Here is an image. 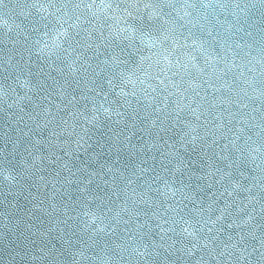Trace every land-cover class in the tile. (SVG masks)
Listing matches in <instances>:
<instances>
[{"label":"water","instance_id":"1","mask_svg":"<svg viewBox=\"0 0 264 264\" xmlns=\"http://www.w3.org/2000/svg\"><path fill=\"white\" fill-rule=\"evenodd\" d=\"M91 3L4 0L0 5V168L4 173L0 176V264H196L201 255L206 264H216L213 257L235 264L234 256L221 258L217 253L223 250L222 241H227L229 232L231 244L240 239V229L221 231L219 240L208 241L209 248L219 245L211 256L203 247L204 240L189 256L177 250L191 247L192 238L173 237L161 218L175 215L170 206L181 200L179 192L172 194L179 185L165 188V181L173 179L170 170L176 177L185 169L201 175V144L213 164L241 182V188L225 198L232 203L228 208L232 219H248L246 213L253 217L243 227V246L249 252L253 246L264 251L260 248L264 236L260 227L264 225V97L260 95L264 0H165L163 10L171 12L175 23L166 26L170 29L167 39L161 32H152L157 39L154 47L141 44L138 36L131 41L116 39L117 29L127 27L125 19L137 27L140 20L113 19L120 13L97 8L100 0L90 10ZM149 3L155 5L157 0H123L121 8L143 16L148 23L152 9L145 4ZM41 5L45 10H38ZM155 11L159 14L160 8ZM57 17H70L68 23L77 24L68 30L74 35L79 31L75 41L83 47L73 41L69 49L64 37L54 32ZM161 22L159 15L151 21ZM85 29L91 33L88 39ZM57 39L62 42L60 49L53 47ZM41 48L43 53L38 51ZM85 57L91 58L87 73L80 67ZM169 60L172 71L161 72ZM185 64L187 69L182 67ZM121 71L132 77L123 86V96L119 95ZM110 75L115 76L114 90L107 85ZM94 81L103 84V89ZM101 105L120 108L124 115L106 116L102 109L96 111ZM185 132L190 135L184 136ZM191 136H197L195 151L189 143ZM229 164L231 168L226 167ZM103 165H114L105 178L111 185L115 175L119 196L112 193L110 200H94L91 193L81 195L80 181L89 173L98 181L95 173ZM124 165H136L134 183L127 188L119 179L120 171L128 176L132 169L124 170ZM9 173L17 179H5ZM153 176L155 180L150 179ZM218 178L209 175L200 183L212 182L211 191H222L215 183ZM145 181L147 186L138 187ZM88 187L95 190V183ZM141 192L146 195L141 197ZM209 202L205 197V209ZM218 207H224L223 199L203 215L215 219ZM146 221L151 229L141 227ZM157 222L163 227L157 228ZM27 225H32L31 231ZM228 251L238 253L239 248L229 246ZM251 260L264 264L256 253Z\"/></svg>","mask_w":264,"mask_h":264},{"label":"snow or ice","instance_id":"2","mask_svg":"<svg viewBox=\"0 0 264 264\" xmlns=\"http://www.w3.org/2000/svg\"><path fill=\"white\" fill-rule=\"evenodd\" d=\"M123 0H109V2H105V0H100V4L97 5V8L101 10H112L113 13H120L119 17H116L115 15L112 17L113 19H125V17H130L132 20L139 19L140 25L134 26L132 24L128 23V20L125 19V24L127 27L123 29H117L116 33V39H128L132 40L134 37H137L140 39L141 44L146 45L147 47H154L157 43V39L152 36V32H161L163 33L164 39L168 38V35L170 34V29L166 26L174 24L175 20L171 18V12H164L162 5L165 3V0H157V4L153 5L151 3L145 4V8L152 9L147 14V21L148 23H145V18L143 16H138L133 14L132 12H129L127 8L122 9L121 3ZM4 0H0V5H3ZM96 4V0H92V3L89 5V9L91 10L92 5ZM174 7V6H172ZM156 8H160L159 14L155 11ZM38 10H45L43 9V6L41 5V8ZM59 11V9H57ZM67 14H65L66 16ZM93 16H96L97 13L95 11L92 12ZM159 15L160 20L162 21L159 24H152L151 21L154 16ZM182 18V17H181ZM41 19H47L46 17H41ZM70 17L65 19L64 17H57L56 24L58 25L57 28H54V32L59 37H64L63 42L68 43L69 49L72 48V42L75 41V36L79 35V31L75 33V35L71 32H69V28H76L77 24H70L68 23ZM64 24H68V28L64 27ZM47 27V25H45ZM33 31H38V29L33 28ZM85 32L89 33V36L85 39L90 38L91 33L90 30L85 29ZM78 45L83 47L84 45L81 43V41H75ZM37 44L40 43V41H36ZM162 43V41H161ZM47 43L45 42L44 47L47 48ZM53 47L55 49H60L62 47V42L60 40H56L54 42ZM88 47H91L89 44ZM39 52L43 53L44 49H38ZM67 51V50H65ZM125 49L121 48L120 52L123 53ZM167 51V50H165ZM51 54V53H49ZM161 55H163V52H161ZM91 58L85 57L84 60L80 61V67L81 69L87 73L89 68H91V64L88 62ZM113 59H116V56H113ZM165 60H168V56H164ZM73 64L76 63L74 60L72 62ZM71 67V65H70ZM185 69H187L188 65H182ZM192 67L195 68L196 65L192 64ZM165 69L172 71L171 67V61L169 60V64L165 65V68H161V72H164ZM80 69H73V71H79ZM178 73L173 71V75H177ZM120 77V93L119 95L123 96L126 95L123 91V86L126 82H132V77L127 76L123 71L119 72ZM114 75H110L107 78V85L110 90H114L117 85L114 83ZM167 80H170V77H165ZM184 77L181 76V80H183ZM95 84H97L98 87L103 89V84H100L98 81H94ZM143 83V81H141ZM162 84L165 83L164 80L161 81ZM178 88L177 85H174ZM196 87H199V85H196ZM167 89V84H165V89ZM156 89H153L155 91ZM187 91V90H185ZM193 92H195V88L192 89ZM198 95V93H197ZM261 97H264V87L261 88L260 92ZM105 99H107V96L105 95ZM166 99V97H165ZM262 104H264V100L261 101ZM125 104H127L129 107L130 102L125 101ZM179 107V105H177ZM103 110L106 116H110L111 114H115L117 117H121L124 115L123 112H121L120 108H105L103 105L100 106L99 109H96V111ZM135 112V109L133 110ZM159 111V109H157ZM36 115H39L38 113ZM171 115V114H169ZM176 119L179 120V112L177 111L175 113ZM95 115L93 116V119H95ZM21 119H23L21 117ZM133 120H135V116L133 117ZM119 122V121H117ZM153 124H155V121H153ZM135 127V124L132 125ZM175 127V125H172ZM37 128L40 127L39 124L36 125ZM240 131H243L241 129ZM264 131V129H262ZM55 134V133H54ZM190 135L189 133L185 132L184 136ZM239 138V137H237ZM197 136H191V139L189 143L192 144V150L195 151L197 148ZM180 143H183V139L180 140ZM216 141H212V145H215ZM212 145H209L208 147L211 148ZM200 152L202 153L201 160L203 163L200 165V172L201 175H196L191 171V169H185V171H182L179 177L174 176V171L170 170V173H173V179L171 181H165V188L168 189L169 185H179L178 188L172 189V194L175 195L176 192H179L181 194V200L176 201L174 206H170L171 213H175V215L169 214L166 218L161 217L164 219V222L169 225L167 231L171 232L173 234V237H191L192 238V245L191 247H184L182 249H178L177 251H182L186 253L187 255L191 256L194 255L193 249H196L199 247V241L204 240L205 243L203 245L204 249L208 250V254L211 256L212 253L217 252V245L216 247L209 248L208 241H216L219 240V233L221 231H227L229 229L237 228L240 229L239 236L240 239L236 241L235 244H231L230 242L233 240V234L229 232L227 236V241L223 243V250L219 251L217 253L218 257H235V264H241V261H244V264H252L251 256L253 253H256L259 257L264 258V251H260L255 246H253L252 252H249L247 247H244V241L246 238V234L243 231L244 225L248 224V221L253 219L251 216V213H246L248 219H244L243 217H239L237 219H232V212L228 211V208L232 207V203L229 202L225 197L231 196L233 192H236L238 189L241 188V182L240 180H237L233 177V174L231 172H227L225 168H221L218 164H213L212 159L209 157V152L205 149L204 145L201 144L200 146ZM228 145H224L223 148L226 149ZM29 151V155H31V151ZM223 151V149H222ZM221 159H228V157L222 156ZM118 163V161H117ZM183 163V161H181ZM194 163V162H191ZM66 166V165H65ZM114 165H103L100 169V171L96 172L95 175L98 178V181L94 182L92 179V173H89L88 177L85 178V180L80 181V185L83 186V192H81V195L84 193H91L92 199L94 200H103L104 198L111 199V194L115 193L117 196H119L118 191V185L115 184L116 177L113 176V182L110 185L109 181L105 178L107 173L112 172V168ZM163 166V165H162ZM124 170H127L129 167H131L132 171L131 174L128 176L124 175V171H120L119 179L125 181V188H127L128 185L134 183L133 176L136 175V165H124ZM209 168V171H205V168ZM227 168H231L232 164H229L226 166ZM25 173L27 172V169L24 170ZM239 171V175L242 177L244 175L243 171ZM3 170L0 168V176H3ZM74 175V173H73ZM158 175V173H157ZM213 175L217 176L218 179L215 180L216 184H220L222 191L220 189H217L216 191H211L213 187V183L209 182L208 184H201L200 181L205 180L207 176ZM185 176L187 179H185ZM5 179H8L9 181L16 180L17 178L13 176L11 173ZM139 179V178H138ZM150 179L155 180V176L151 177ZM227 181V182H225ZM95 183V190L88 187L89 185H92ZM33 184H35V181L33 180ZM148 185V181H145L144 185H138V187L143 188ZM111 188V192L109 189ZM185 189H190L191 192H186ZM244 191L250 192L251 190L247 187L243 188ZM77 191L80 192V186H78ZM135 192V189H133ZM160 189L157 188V192H159ZM97 192H103L104 196H100L97 194ZM202 192L203 195L198 196L197 193ZM37 194H39V188H37ZM167 195V192L164 193ZM141 197L146 195V193L141 192ZM205 197L211 201L207 204V209H205L204 206V200ZM87 199V197H85ZM33 200L36 199V197L32 198ZM220 199H223L224 207H218L215 209V211L219 212V215L215 217V219L212 218L211 215H203L204 212H211L213 210V203H218ZM264 199V197H262ZM187 201V203H185ZM42 203V201H41ZM189 204L192 205V207H189ZM262 210H264V206H262ZM165 212H169V209H165ZM159 214V213H156ZM85 215H89V213H85ZM92 216H95V213H91ZM117 217H119V213H117ZM39 219V218H37ZM264 219V217H262ZM66 223V221H65ZM211 224L214 227L209 228L208 225ZM216 225H219L218 227H215ZM27 230L31 231L32 225H27ZM141 227H147L151 229V224H149L147 221L141 225ZM157 228H162L163 226L157 222L156 225ZM261 228H264V225H260ZM205 229H207V232H205ZM115 231V229H113ZM249 232H251V229H249ZM207 233H211V235H208ZM39 234V233H37ZM199 234V235H198ZM163 239V237H161ZM231 246V248L236 249L239 248V252H229L228 248ZM139 247V246H138ZM260 248L264 249V236L260 238ZM133 251H138L137 249H134ZM145 251H147V248H145ZM247 253V255H245ZM83 255V253H80ZM140 255H143V253H139ZM213 259H216V264H223V261L220 259H217V257H213ZM196 264H206L205 257L201 255L199 259L196 261ZM257 264H260L258 261Z\"/></svg>","mask_w":264,"mask_h":264}]
</instances>
